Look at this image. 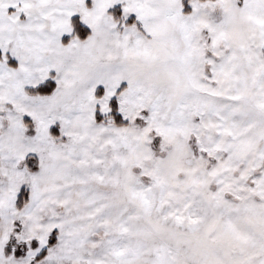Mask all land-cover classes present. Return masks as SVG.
<instances>
[{"label":"snow or ice","instance_id":"obj_1","mask_svg":"<svg viewBox=\"0 0 264 264\" xmlns=\"http://www.w3.org/2000/svg\"><path fill=\"white\" fill-rule=\"evenodd\" d=\"M0 264H264V0H0Z\"/></svg>","mask_w":264,"mask_h":264}]
</instances>
